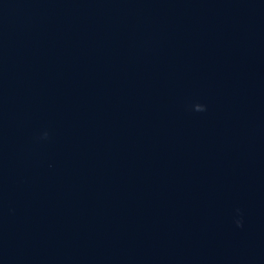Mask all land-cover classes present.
<instances>
[{
	"label": "water",
	"instance_id": "1",
	"mask_svg": "<svg viewBox=\"0 0 264 264\" xmlns=\"http://www.w3.org/2000/svg\"><path fill=\"white\" fill-rule=\"evenodd\" d=\"M0 264H264V0H0Z\"/></svg>",
	"mask_w": 264,
	"mask_h": 264
}]
</instances>
